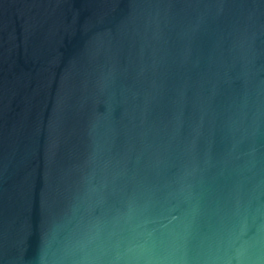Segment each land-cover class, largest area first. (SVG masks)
I'll list each match as a JSON object with an SVG mask.
<instances>
[{"label":"water","instance_id":"1","mask_svg":"<svg viewBox=\"0 0 264 264\" xmlns=\"http://www.w3.org/2000/svg\"><path fill=\"white\" fill-rule=\"evenodd\" d=\"M0 264H264V0H0Z\"/></svg>","mask_w":264,"mask_h":264}]
</instances>
